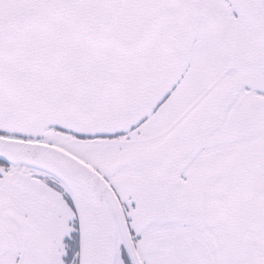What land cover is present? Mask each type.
I'll return each mask as SVG.
<instances>
[{"label":"snow or ice","instance_id":"6c2138e0","mask_svg":"<svg viewBox=\"0 0 264 264\" xmlns=\"http://www.w3.org/2000/svg\"><path fill=\"white\" fill-rule=\"evenodd\" d=\"M0 264H264V0H0Z\"/></svg>","mask_w":264,"mask_h":264}]
</instances>
